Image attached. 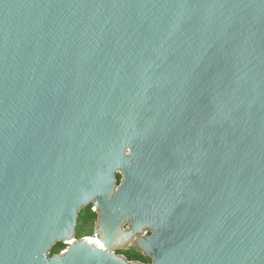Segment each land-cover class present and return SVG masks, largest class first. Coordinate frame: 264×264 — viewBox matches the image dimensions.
<instances>
[{
	"label": "water",
	"instance_id": "95a60500",
	"mask_svg": "<svg viewBox=\"0 0 264 264\" xmlns=\"http://www.w3.org/2000/svg\"><path fill=\"white\" fill-rule=\"evenodd\" d=\"M144 228L264 264V0H0V264H143L108 249Z\"/></svg>",
	"mask_w": 264,
	"mask_h": 264
},
{
	"label": "flooded vegetation",
	"instance_id": "af4514ba",
	"mask_svg": "<svg viewBox=\"0 0 264 264\" xmlns=\"http://www.w3.org/2000/svg\"><path fill=\"white\" fill-rule=\"evenodd\" d=\"M123 180V173L120 168L116 172V188L120 187ZM184 210H188V194L184 193ZM99 213L95 210L93 203H90L79 211L77 217V223L74 228V237L69 242H63L61 250L64 251L74 240H79L84 237L92 238L93 240H100L101 237L98 232V222ZM132 223L130 217L125 218L120 224L121 232H127L132 230ZM155 234L153 228H144L142 232H135L128 237L127 240L120 243L117 246L109 248L111 252L117 256L123 258L127 262H140L143 264H151L154 262L151 256H146V254L139 248L137 237H151ZM56 254V253H55Z\"/></svg>",
	"mask_w": 264,
	"mask_h": 264
},
{
	"label": "trees",
	"instance_id": "16d2710c",
	"mask_svg": "<svg viewBox=\"0 0 264 264\" xmlns=\"http://www.w3.org/2000/svg\"><path fill=\"white\" fill-rule=\"evenodd\" d=\"M62 248V244L61 243H57L51 250V255L52 254H55V253H58Z\"/></svg>",
	"mask_w": 264,
	"mask_h": 264
},
{
	"label": "bare ground",
	"instance_id": "6f19581e",
	"mask_svg": "<svg viewBox=\"0 0 264 264\" xmlns=\"http://www.w3.org/2000/svg\"><path fill=\"white\" fill-rule=\"evenodd\" d=\"M93 241H95V243H96V240H93Z\"/></svg>",
	"mask_w": 264,
	"mask_h": 264
}]
</instances>
